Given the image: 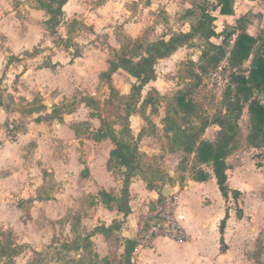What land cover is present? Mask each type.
<instances>
[{
	"label": "rangeland",
	"instance_id": "374dc122",
	"mask_svg": "<svg viewBox=\"0 0 264 264\" xmlns=\"http://www.w3.org/2000/svg\"><path fill=\"white\" fill-rule=\"evenodd\" d=\"M60 1L0 0V38H7L3 25L9 23L11 28L13 22V36L18 30H30L32 41H36L31 49L20 50L10 61L6 59L10 50L0 43L4 101L24 100L15 93L21 91L18 86L26 84L21 73L30 70L37 86L31 90L33 108L39 113L34 117L44 121L32 126L38 136L20 143L23 163L16 158V164H7L1 157L0 176L24 167L37 166L43 172L57 159L70 164L73 156L86 163L87 153L83 152L92 153L95 146L87 140L108 138L111 142L106 141L107 147L112 145L113 151L107 169L119 185L112 188L111 195L97 193L102 195L105 207L123 214L130 212L126 186L131 177L140 176L148 188H159L163 184H183L198 169L211 171L194 153L186 154L181 138L191 126L199 125L202 116L224 114L223 95L230 74L227 60L217 68L199 72L203 40L198 35L186 37L166 57L149 59V55L151 44L189 32L202 6L212 8L218 0H74L70 15L64 6L57 12ZM230 2L235 17L218 19L217 28L231 29L244 22L251 33L264 40V3ZM189 10L194 14L189 15ZM238 18L243 21L238 22ZM126 60L130 61L127 65ZM249 62H245L246 68ZM111 63L118 65L115 71L110 70ZM192 71L201 75L200 84L188 96L198 114L185 117L177 111L175 97L197 82L190 75ZM51 73L57 82L47 78ZM145 76L149 78L142 79ZM238 124L235 147L227 158V176L229 187L240 194L235 198L231 190L227 200L230 207L247 212L239 226L245 232L238 245L239 264H264V150L246 142V108ZM218 132L219 126L211 124L201 137L214 140ZM39 137L47 147L41 156L37 155L42 143ZM78 138L80 147L75 145L74 149L81 153L72 155V143ZM127 166L130 175L122 171ZM45 173L48 182L52 173ZM33 185L36 189L30 187L29 193L24 186L18 190L0 188V244L25 246L11 259L0 255V264H131L129 253L119 256L118 243L114 244L125 216L113 219L107 227L98 217L99 225L89 221L87 211L98 204L96 200H57L53 196L58 189L55 185L44 186V181L41 186L35 181ZM126 242L129 247L133 245Z\"/></svg>",
	"mask_w": 264,
	"mask_h": 264
},
{
	"label": "crops",
	"instance_id": "0c3cea01",
	"mask_svg": "<svg viewBox=\"0 0 264 264\" xmlns=\"http://www.w3.org/2000/svg\"><path fill=\"white\" fill-rule=\"evenodd\" d=\"M244 1L253 5H259L257 2L264 3V0H241V3L244 4ZM73 4L75 5L74 0H67L65 3L63 10L67 15L69 14L68 11L73 9ZM217 4L213 6L215 9L211 11L217 20L235 17L236 10L233 7H231L233 11L230 14L221 15L220 6H217ZM12 23H10L11 28H9V23L3 25L2 32L6 31L7 38H0L1 46L6 45L10 50V52H7L8 57L6 59L8 61L11 60L13 55L18 56L20 50H29L36 43L35 40L32 41L31 35L33 33L30 30L27 32L23 30V33L18 30V33L13 36V33H10V30H13L14 27ZM39 36H37V39ZM21 77L26 84L18 86L21 91H17L15 95L17 97L23 96V101L18 102L15 99L13 102L6 103L4 101L5 93L0 89V95L2 96V102H0V159L2 157L5 163L13 165L16 164V158L19 161L21 160L22 163L25 161V155L21 154L23 151L19 145L21 142L30 139V137L38 136L39 134L33 133L32 126L44 122L39 116L34 117L39 113L33 108L34 105H32L31 99L33 93L31 90L37 86L36 82L32 81L33 76H31L30 70L23 71ZM49 77L53 79V83L57 82L52 73L47 78ZM38 87L42 89V86L39 85ZM11 90L12 88H9V91ZM55 122L58 121L55 120ZM57 126L63 127L59 124ZM72 136L76 138L75 133ZM42 140L39 137L38 141L42 142ZM80 140L81 138H78L75 143H72L75 151L72 155H80L81 152L76 148L74 149L75 145L80 147ZM87 141L94 142L95 146H93L92 153L89 150L83 152L87 153L86 163H81L79 158L74 159L73 156L70 164L59 163L57 159V161H53L52 168H47L43 172H41L42 168L40 169L37 166L28 167L29 169L24 167L22 171L13 169L11 172H6L3 177L0 176V188L18 190L24 186L28 189L26 193H29L30 187L36 189V186L33 185L34 181L39 186L44 181V186L49 184V186L55 185V188L58 187L57 192L53 194L57 200L62 198L65 200H74L73 198L75 200H96L98 204L87 209L90 215L88 217L89 221L94 220L100 225L96 220L99 217L107 227L113 219L125 216V223L121 225L120 231L116 232L119 240H115L114 244L116 246V243H118L116 252L119 256L129 253V257H131L134 253V247L139 244L138 235L141 236L142 230H145L149 221L154 218L156 204L163 196L161 194L162 188L167 187L173 189V193L177 195L176 216L183 224L188 234V240L183 244H177L172 240L155 236L149 245L139 247L136 258L131 264H239L240 250L238 245L241 244V238L245 236V232L239 226L244 221L247 212L242 209V215L237 216L238 209L230 207V200L222 196L212 171H208L209 177L204 181L196 179L194 174L193 177L187 176L183 184L179 182L172 185L163 184L159 188H148L140 176L131 177L126 186L129 193L126 200H128L127 204L130 206V212L122 214L121 210L105 207L101 201L103 200L102 195L97 193V191H103L102 193L111 195L112 188L119 185V182L111 175L112 171L109 168L107 169V162L111 157L113 147L110 144L107 147L106 141L110 143L111 140L108 138L95 139L93 137ZM37 149V155L41 156L47 150V147L42 142ZM122 171L126 172V168L122 167ZM45 172L52 173L46 180L48 182H45ZM112 174L114 175V173ZM32 175L35 176V179ZM21 181L24 182L23 185ZM69 193L72 194L71 198ZM26 196L24 197L26 198ZM226 212L228 218L221 233L219 225ZM126 241H132L133 245L129 247ZM222 245L225 246L224 249H221Z\"/></svg>",
	"mask_w": 264,
	"mask_h": 264
},
{
	"label": "trees",
	"instance_id": "16d2710c",
	"mask_svg": "<svg viewBox=\"0 0 264 264\" xmlns=\"http://www.w3.org/2000/svg\"><path fill=\"white\" fill-rule=\"evenodd\" d=\"M67 0H61L58 4V13ZM217 6H220V14L228 15L231 9L230 0H218ZM202 6L201 12L197 16L196 24H190V30L187 33L176 36L173 34L169 40H161L150 45L152 52L149 59L153 57L163 58L168 56L180 42L188 36L198 35L203 40V51L201 59L203 63L198 67L199 72H206L209 68H217L221 62L226 59L230 68L229 81L223 95L224 114H219L213 118L202 116L197 126H191L187 132L182 135L181 145L186 154H195L200 164H207L216 180L219 191L225 199H228L231 188L228 186V164L227 158L235 147L237 134L240 130L238 119L244 108L247 109L249 118V129L246 136V142L249 146L264 150V40L260 39L256 33H251L244 22L231 29L223 28L219 30L216 25V16L212 10ZM189 15L194 12L189 10ZM50 20V19H49ZM243 21L242 18L237 19ZM219 40V43L211 39ZM259 41H261L259 43ZM144 59V60H149ZM250 61L246 68L245 62ZM130 63L129 60L125 64ZM110 70L115 71L118 65L110 64ZM197 82L191 84L183 91H180L175 97V106L178 112L185 117L197 116L196 104L188 97L192 89L201 82V75L195 71L190 72ZM145 76L142 79H147ZM186 119V118H185ZM215 124L219 126V132L214 140H205L201 137L205 129ZM113 151V150H112ZM111 151V154H112ZM123 162L124 158H121ZM130 169L126 167L127 175H130ZM128 177V176H127ZM209 173L203 169L195 172V178L206 180ZM233 196L237 198L239 190H232ZM241 210H237V216H241ZM228 218L226 212L224 218L220 221L219 229L222 233L225 222ZM222 242V241H221ZM24 245L13 243L11 245L0 244V255L10 258L17 256L24 249ZM222 245L221 249H224ZM130 258V257H129Z\"/></svg>",
	"mask_w": 264,
	"mask_h": 264
},
{
	"label": "built area",
	"instance_id": "2783aa9c",
	"mask_svg": "<svg viewBox=\"0 0 264 264\" xmlns=\"http://www.w3.org/2000/svg\"><path fill=\"white\" fill-rule=\"evenodd\" d=\"M177 195L162 196L155 207L154 218L149 221L145 230L139 237L138 246L134 247V253L130 257V261L134 262L137 250L142 245H149L155 236L172 240L177 244H183L188 240V234L176 216Z\"/></svg>",
	"mask_w": 264,
	"mask_h": 264
},
{
	"label": "water",
	"instance_id": "95a60500",
	"mask_svg": "<svg viewBox=\"0 0 264 264\" xmlns=\"http://www.w3.org/2000/svg\"><path fill=\"white\" fill-rule=\"evenodd\" d=\"M173 189H170V188H167V187H163L162 188V191H161V194L164 196V195H170L173 193Z\"/></svg>",
	"mask_w": 264,
	"mask_h": 264
}]
</instances>
